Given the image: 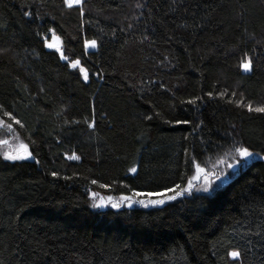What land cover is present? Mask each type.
Here are the masks:
<instances>
[{"label":"trees","instance_id":"obj_1","mask_svg":"<svg viewBox=\"0 0 264 264\" xmlns=\"http://www.w3.org/2000/svg\"><path fill=\"white\" fill-rule=\"evenodd\" d=\"M249 105L264 108V0H0V121L31 154L0 155V264H264ZM240 148L262 159L212 196L91 207L181 194Z\"/></svg>","mask_w":264,"mask_h":264},{"label":"rangeland","instance_id":"obj_2","mask_svg":"<svg viewBox=\"0 0 264 264\" xmlns=\"http://www.w3.org/2000/svg\"><path fill=\"white\" fill-rule=\"evenodd\" d=\"M76 2H73L74 5ZM57 40H52L49 42L50 46L53 45ZM90 43V42H89ZM95 48L87 47V50L94 51ZM243 71L249 73L250 70L246 71L243 66ZM0 155L8 161H24L31 158V154L27 145L21 140L18 134H16L12 129H10L6 124L0 121ZM8 156H21L23 159L10 160L7 159ZM262 159L258 154L252 153V155L247 159H242L238 151L232 154H227L224 157L215 160L208 164L206 167L196 166L195 174L190 180L187 188L182 192L183 194L173 195V196H147L142 198H132L129 207V201L121 199L122 197H112V196H91V207L95 211L105 210L107 208H119V207H141L146 209L162 207L172 201L178 200L183 196L189 194H204L212 196L216 191L224 188L229 181L247 164L252 161ZM199 169H203L200 171ZM189 185L191 189L189 191ZM205 189H209L205 191ZM175 197L174 199H170ZM157 201H163L162 204H157ZM103 204L104 207H97V205ZM113 204L118 205V207H112ZM145 205H147L145 207Z\"/></svg>","mask_w":264,"mask_h":264},{"label":"snow or ice","instance_id":"obj_3","mask_svg":"<svg viewBox=\"0 0 264 264\" xmlns=\"http://www.w3.org/2000/svg\"><path fill=\"white\" fill-rule=\"evenodd\" d=\"M64 2H65L69 7H71L72 4H73V2H76L77 4L82 5V4L84 3V0H64ZM80 11H81V14H83V9H82V8L80 9ZM85 45H86V47L95 48V47H96V41L93 40V41H91L90 43H89L88 41H85ZM77 63H79V62L77 61ZM74 67H75V65H74ZM244 68H245L246 71H249V70H250V61H249V62H245V64H244ZM84 79H85V80L88 79L87 73H85ZM253 110L256 111V112L264 113V108H256V109H252V107L249 105V111H253ZM16 123H19V121H16ZM237 151L239 152V155L241 156L242 159H247V158H249V157L252 155V153H250V152L248 151L247 148H240V149H238ZM23 158H24V157H21V156H8V157H7V159H10V160L23 159ZM75 158L78 159V157H75ZM199 170H200V171H203V169H199ZM132 171L135 172L136 169L133 168ZM190 189H191V185H189V191H190ZM208 190H209V189H205V191H208ZM181 194H183V193H181ZM135 195H136V196H139V195H141V193L137 192V193H135ZM148 195H151V193H148ZM174 198H175V197H171L170 199H174ZM121 199L128 200V201H129V205H128V206H129V207L132 206V204H131V198H129V197H122ZM156 203H157V204H162L163 201H157ZM104 206H105V205H103V204L97 205V207H104ZM146 206H147V205H145V207H146ZM112 207H118V205L113 204ZM232 256H233V257H238V256H239V253H238V252H233V253H232Z\"/></svg>","mask_w":264,"mask_h":264},{"label":"water","instance_id":"obj_4","mask_svg":"<svg viewBox=\"0 0 264 264\" xmlns=\"http://www.w3.org/2000/svg\"><path fill=\"white\" fill-rule=\"evenodd\" d=\"M61 47V44L59 41H55V43L51 46H49V50H57V49H60Z\"/></svg>","mask_w":264,"mask_h":264}]
</instances>
